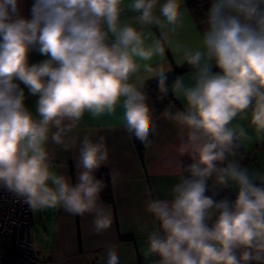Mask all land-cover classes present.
<instances>
[{"label": "clouds", "instance_id": "1", "mask_svg": "<svg viewBox=\"0 0 264 264\" xmlns=\"http://www.w3.org/2000/svg\"><path fill=\"white\" fill-rule=\"evenodd\" d=\"M122 3L33 0L25 17L22 0H0V188L34 212L90 213L96 233L112 226L110 211L98 203L105 184L94 176L108 149L102 136L65 138L86 112L98 118L122 104L126 131L151 143L153 109L132 78L152 72L148 62L165 56L161 39L146 44L141 31L121 22ZM128 7L142 25L171 31L183 25L182 0H131ZM203 23L200 48L175 49L177 65L195 70L190 86L182 78L171 86L185 106L165 112L178 127L176 152L194 162L180 173L171 199L148 200L157 227L147 237L146 255L157 257L156 264H264V179L234 159L248 134L232 126L237 117L249 119L264 136V0H212ZM33 50L48 58L30 64ZM213 65L220 72L213 73ZM153 77L166 96V73ZM21 84L37 97L35 114ZM77 140L80 171L73 185L52 171L47 145L68 151ZM209 180L213 189L235 185L236 199L215 200V191L206 196ZM106 251V264H120L115 246Z\"/></svg>", "mask_w": 264, "mask_h": 264}, {"label": "crops", "instance_id": "2", "mask_svg": "<svg viewBox=\"0 0 264 264\" xmlns=\"http://www.w3.org/2000/svg\"><path fill=\"white\" fill-rule=\"evenodd\" d=\"M182 0L184 12L183 25L175 31L169 28H159L156 25H142L136 17L139 13L132 12L128 5L131 0H123L121 5V22L131 24L141 31L146 37V44H151L155 39H161L165 47V56H154L148 63L152 72L141 70L132 82L143 87L158 77H153L163 71L167 76L175 71H180L178 78H182L186 86L194 81V69L184 63L177 65L179 53L175 52L177 45H186L193 49L200 48L202 33L206 25L202 22L200 27L190 15L187 3ZM33 0H22V14L29 17V9ZM163 0H161V3ZM48 57L38 51L29 53V63H40ZM143 63V62H142ZM213 73L220 72L215 65ZM173 85V84H172ZM169 93L173 101L155 118L151 132V143L147 144L142 159L138 156L131 134L126 131L123 120L124 109L117 105L115 111L109 115L104 114L98 118L85 113L84 117L73 129L66 142L71 137L82 139L85 135L93 141L99 137L104 138L108 149V160L95 170L94 176L99 171L109 174L113 194V202L105 203L100 197L98 203L111 213L112 226L105 232L96 233L93 227V215H71L62 207L33 211L32 217V247L36 257V264H95L97 261L106 262L107 248L116 247L120 257V264H156L153 256L146 255V241L150 232L157 227L153 216L147 212V202L150 198L171 199V188L179 181L180 173L185 165L194 161L187 155H179L175 145L179 143L178 127L165 115L167 109L173 112L183 110L185 101L182 95L173 92L171 86ZM26 94L25 104L35 114L37 97L28 93V89L21 84ZM250 118V114H249ZM232 126L243 127L247 132L246 138L240 139L243 154L255 156L264 153L260 148L261 141L255 129L250 125L249 119L237 117ZM47 148L52 156L51 169L57 174L70 178L73 185L77 183V159L79 154V140L75 147L63 151L61 146L51 142ZM255 149L254 151H252ZM259 152V153H258ZM251 155L248 162H239L242 167L249 170L250 175L264 179V163H258V156ZM236 159V158H234ZM256 178L254 182H261ZM209 191L206 196L220 195V199L233 201L231 194L237 193L235 185L224 188H212L213 181L209 180ZM215 195V196H216ZM215 217H213L214 221ZM209 222V226L211 223ZM239 254V253H238Z\"/></svg>", "mask_w": 264, "mask_h": 264}, {"label": "built area", "instance_id": "3", "mask_svg": "<svg viewBox=\"0 0 264 264\" xmlns=\"http://www.w3.org/2000/svg\"><path fill=\"white\" fill-rule=\"evenodd\" d=\"M16 262H37L32 247L31 208L22 198L0 188V264ZM95 264L106 262L97 261Z\"/></svg>", "mask_w": 264, "mask_h": 264}, {"label": "trees", "instance_id": "4", "mask_svg": "<svg viewBox=\"0 0 264 264\" xmlns=\"http://www.w3.org/2000/svg\"><path fill=\"white\" fill-rule=\"evenodd\" d=\"M211 3H212V0H190L187 3V8L190 12V15L198 27H200L201 23L204 21L206 13H207ZM180 74H181L180 71H175L173 74L167 76L168 88L170 87V85H172L175 82V80L179 77ZM140 90L143 91L147 95V98H148L147 102L149 103V105L153 109V111H152V117L153 118L157 117L166 108V106L173 101V98L170 95L169 91H168V94L166 96H163L161 98V93H160L159 87H158V80L153 81V82L141 87ZM131 137L133 139V142H134L135 148L137 150L138 156L140 157V159H142L144 156V151H145L147 144H142L140 141H138L134 137V135H131ZM150 139H151V133L149 136V140ZM248 156H250V155H248ZM234 158H236V160L239 162H243L245 160L246 157H245V154H243L241 147H239L237 149V154ZM188 166L189 165H185L183 167V171H185L184 169H187ZM187 174L188 173L185 172V175H187ZM95 178L103 181V183L105 184V187L100 194V197L103 200V202L112 203L113 202V194H112V188H111V184H110L109 174L105 171H99L95 174ZM254 183H256L257 185L261 184V182H254ZM236 196H237V193L231 194L233 201L236 199ZM220 197H221L220 195H216V196H214V199L217 200ZM253 264H255V262H253Z\"/></svg>", "mask_w": 264, "mask_h": 264}, {"label": "rangeland", "instance_id": "5", "mask_svg": "<svg viewBox=\"0 0 264 264\" xmlns=\"http://www.w3.org/2000/svg\"><path fill=\"white\" fill-rule=\"evenodd\" d=\"M261 141L259 142V144H260V148H264V136H261V137H258ZM255 149H253L252 151H254ZM261 151H264V150H261ZM259 153V152H258ZM253 153L251 152L250 153V157H252L251 155H252ZM255 155L253 154V157H254ZM258 156V163H264V153H261V154H258L257 155ZM257 156H255V157H257ZM245 160H244V162H248L249 161V156H247V155H245ZM15 264H17V262L15 263Z\"/></svg>", "mask_w": 264, "mask_h": 264}]
</instances>
